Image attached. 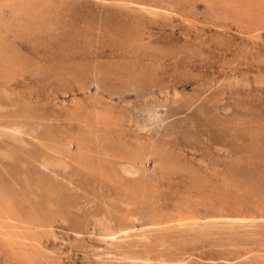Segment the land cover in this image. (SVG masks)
I'll use <instances>...</instances> for the list:
<instances>
[{
  "label": "rangeland",
  "instance_id": "rangeland-1",
  "mask_svg": "<svg viewBox=\"0 0 264 264\" xmlns=\"http://www.w3.org/2000/svg\"><path fill=\"white\" fill-rule=\"evenodd\" d=\"M0 66V182L36 264H264V0H0Z\"/></svg>",
  "mask_w": 264,
  "mask_h": 264
},
{
  "label": "bare ground",
  "instance_id": "bare-ground-1",
  "mask_svg": "<svg viewBox=\"0 0 264 264\" xmlns=\"http://www.w3.org/2000/svg\"><path fill=\"white\" fill-rule=\"evenodd\" d=\"M248 11L249 10H247L246 12ZM14 67L15 66H0V70L4 74L5 79L3 80V82L5 85L6 83H10L14 78V70L18 69ZM101 114L97 115L100 118H103L104 116ZM0 155L2 158L6 156L3 151H0ZM84 158L85 156L83 154H79L75 159V161L83 168L86 167ZM48 165H58V163L53 161V159L45 158L44 161H42V166L47 167ZM136 169L137 167L130 164L128 168L123 169V173H134L137 171ZM13 190L14 189L10 184L0 182V246L3 249L5 248L12 251L13 253L15 252V254L17 253L22 258L25 264H36L44 257V252L39 246V242L36 237L37 234L31 232L30 228H28L27 225L21 224L19 222V216L16 214V208L14 204L15 195L13 193ZM136 198H138L136 195L133 197H131V195H128L124 200L128 204L134 203ZM32 220L37 221V218L32 217L31 221ZM105 231L108 235H113L116 233L109 223L105 225ZM151 253V250L147 246L142 247L139 250H132L130 252L120 251L116 253L113 251V254H115L116 257L109 258L108 261H105L101 264H181L182 261L186 258L185 252H183L182 250H178L177 253L174 254V258H167L166 260L163 259V263L159 261V259L154 260L149 257Z\"/></svg>",
  "mask_w": 264,
  "mask_h": 264
}]
</instances>
